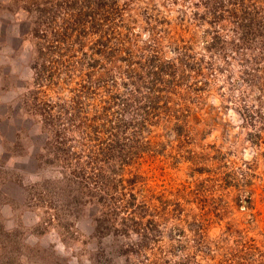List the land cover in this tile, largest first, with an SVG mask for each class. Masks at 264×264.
Returning <instances> with one entry per match:
<instances>
[{
	"label": "rangeland",
	"instance_id": "obj_1",
	"mask_svg": "<svg viewBox=\"0 0 264 264\" xmlns=\"http://www.w3.org/2000/svg\"><path fill=\"white\" fill-rule=\"evenodd\" d=\"M216 1L213 24L201 0L117 3L114 23L135 62L188 47L215 70L207 87L165 104V132L154 129L151 145L159 154L125 172L147 207L141 229L160 233L145 239L99 235L97 207L35 161L46 132L25 105L36 78L29 18L0 0V264H170L184 238L191 264H264V71L249 69L264 54V0ZM250 5L252 35L241 9ZM213 34L219 41L203 48Z\"/></svg>",
	"mask_w": 264,
	"mask_h": 264
},
{
	"label": "trees",
	"instance_id": "obj_2",
	"mask_svg": "<svg viewBox=\"0 0 264 264\" xmlns=\"http://www.w3.org/2000/svg\"><path fill=\"white\" fill-rule=\"evenodd\" d=\"M7 1L9 10L29 18L28 34L35 49V90L25 105L46 132L35 161L54 166L77 198L97 207L99 235L140 234L145 239L159 235L157 230L141 229L147 207L137 202L141 194L137 175L125 178V172L144 157L159 154L151 145L160 136L154 129L165 132V104L185 101L184 89L207 87L214 65L194 61L186 52L188 47L174 48L166 59L154 51L135 62L114 23L121 17L118 0ZM201 1L213 24L220 17L216 7L223 3ZM227 1L239 6V0ZM253 8L241 7L251 35L255 19L248 11ZM209 38L203 44L208 50L219 41L214 34ZM253 60L250 71H264V54L253 55ZM184 240L172 253L178 260L170 264L192 263Z\"/></svg>",
	"mask_w": 264,
	"mask_h": 264
},
{
	"label": "built area",
	"instance_id": "obj_3",
	"mask_svg": "<svg viewBox=\"0 0 264 264\" xmlns=\"http://www.w3.org/2000/svg\"><path fill=\"white\" fill-rule=\"evenodd\" d=\"M263 199H264V192H263Z\"/></svg>",
	"mask_w": 264,
	"mask_h": 264
}]
</instances>
